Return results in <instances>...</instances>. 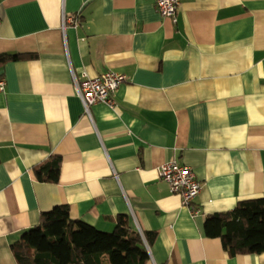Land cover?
<instances>
[{
	"label": "crops",
	"instance_id": "obj_1",
	"mask_svg": "<svg viewBox=\"0 0 264 264\" xmlns=\"http://www.w3.org/2000/svg\"><path fill=\"white\" fill-rule=\"evenodd\" d=\"M70 69L126 81L89 116ZM0 79V264L59 204L100 230L124 214L155 232L149 264H264L204 230L264 196V0H179L174 23L153 0H0ZM52 157L58 180H39ZM171 159L200 182L195 214L160 178Z\"/></svg>",
	"mask_w": 264,
	"mask_h": 264
},
{
	"label": "trees",
	"instance_id": "obj_2",
	"mask_svg": "<svg viewBox=\"0 0 264 264\" xmlns=\"http://www.w3.org/2000/svg\"><path fill=\"white\" fill-rule=\"evenodd\" d=\"M4 56L3 59L14 58ZM61 159L52 157L34 168L39 180L56 182ZM112 230L96 228L74 219L67 205L40 213L38 224L23 231L11 244L17 264H149L146 243L155 232L132 228L127 215L116 217ZM205 234L221 239L230 255L264 251V196L239 200L228 211L205 218Z\"/></svg>",
	"mask_w": 264,
	"mask_h": 264
},
{
	"label": "built area",
	"instance_id": "obj_3",
	"mask_svg": "<svg viewBox=\"0 0 264 264\" xmlns=\"http://www.w3.org/2000/svg\"><path fill=\"white\" fill-rule=\"evenodd\" d=\"M156 9L162 17L169 18L173 23L176 22V11L179 0H153ZM76 22L75 16H63L62 27L66 23ZM71 70L74 85L77 95L79 96L84 111L90 116V107L96 103L104 102L109 106L115 104L113 93L126 81V76L107 69L104 72L89 77L83 75L81 80L77 79L74 72ZM4 80L0 79V89H3ZM160 178L167 182L170 190L180 195L182 203L190 209L192 214L198 212L193 201L200 191V182L196 179L191 168L176 159L167 160L159 166ZM143 236V233L140 232ZM144 238V236H143ZM148 249V248H147Z\"/></svg>",
	"mask_w": 264,
	"mask_h": 264
}]
</instances>
